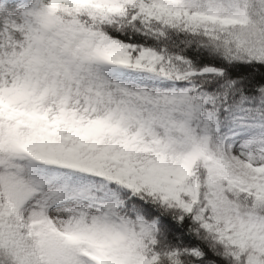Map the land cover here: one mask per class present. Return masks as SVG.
Returning a JSON list of instances; mask_svg holds the SVG:
<instances>
[{"label": "snow or ice", "instance_id": "snow-or-ice-1", "mask_svg": "<svg viewBox=\"0 0 264 264\" xmlns=\"http://www.w3.org/2000/svg\"><path fill=\"white\" fill-rule=\"evenodd\" d=\"M0 264H264V0H0Z\"/></svg>", "mask_w": 264, "mask_h": 264}]
</instances>
